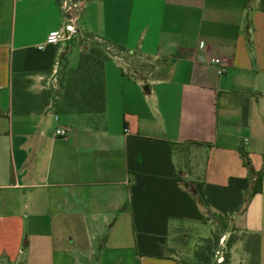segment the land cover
Here are the masks:
<instances>
[{
	"label": "crops",
	"instance_id": "crops-1",
	"mask_svg": "<svg viewBox=\"0 0 264 264\" xmlns=\"http://www.w3.org/2000/svg\"><path fill=\"white\" fill-rule=\"evenodd\" d=\"M80 2L51 42L60 0H0V264H184L210 213L237 233L230 264H264V0ZM92 37L105 110L57 111Z\"/></svg>",
	"mask_w": 264,
	"mask_h": 264
},
{
	"label": "trees",
	"instance_id": "trees-1",
	"mask_svg": "<svg viewBox=\"0 0 264 264\" xmlns=\"http://www.w3.org/2000/svg\"><path fill=\"white\" fill-rule=\"evenodd\" d=\"M88 51L82 52L80 63L76 68L67 69L59 80L58 90L55 92V109L57 111L70 112H103L106 107L104 62L110 57L111 49L105 41L92 37ZM262 174L257 178L261 183ZM191 186L190 184H187ZM261 187L256 185L254 191ZM194 195L200 203L195 189ZM248 198L245 199L244 208ZM210 212V209H208ZM219 236L215 231L212 236L205 238L194 252L191 262L183 261L184 264H230L229 254L224 255L221 262H214L213 245L217 244ZM231 245V240L228 246Z\"/></svg>",
	"mask_w": 264,
	"mask_h": 264
},
{
	"label": "built area",
	"instance_id": "built-area-1",
	"mask_svg": "<svg viewBox=\"0 0 264 264\" xmlns=\"http://www.w3.org/2000/svg\"><path fill=\"white\" fill-rule=\"evenodd\" d=\"M60 7L64 14V22L60 28L52 31L48 36V41L58 42V41H67L71 40L76 34L79 33L78 27V17L77 13L82 10V4L80 0H60ZM203 42L201 43V47H203ZM208 61L212 64L218 66V73L224 74L227 70V63L223 60V58L219 56H213L208 59ZM54 82L57 84V78L55 77ZM70 129L68 127H60L56 129L55 134L60 136L68 135ZM247 138L245 142H247ZM220 253V257L218 261L221 262L224 259L223 252L217 251Z\"/></svg>",
	"mask_w": 264,
	"mask_h": 264
},
{
	"label": "rangeland",
	"instance_id": "rangeland-1",
	"mask_svg": "<svg viewBox=\"0 0 264 264\" xmlns=\"http://www.w3.org/2000/svg\"><path fill=\"white\" fill-rule=\"evenodd\" d=\"M71 49H73V61L75 59V64L74 66H78L79 64V57H80V49H79V44L78 43H72L70 46ZM141 59L136 60V64L137 66H143L146 65L145 62H139ZM67 69L64 68L61 71V75L60 78L63 76L64 72ZM49 90H51L54 94L55 92L58 90V88H50ZM209 218L212 219V221L215 222V228L214 231L220 235L219 236V240L217 242V244L213 245V249H214V254H213V260L214 262H219L218 258L220 257V253H217V251H221L223 252V256L226 254V247L228 246V242H230V240H233L234 237L237 236V233L232 232V227L231 224L229 223V220H224L222 218H219L217 216H214L212 213H210ZM126 230H128V228H126ZM125 231V229H124ZM189 238L187 239V242L189 244H193L197 239V237L199 235H204V234H208L210 233V227H203V226H196V227H191V229L189 230ZM225 238V239H224Z\"/></svg>",
	"mask_w": 264,
	"mask_h": 264
}]
</instances>
